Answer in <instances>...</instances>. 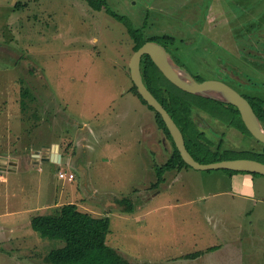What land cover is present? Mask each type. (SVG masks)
<instances>
[{"label": "rangeland", "instance_id": "374dc122", "mask_svg": "<svg viewBox=\"0 0 264 264\" xmlns=\"http://www.w3.org/2000/svg\"><path fill=\"white\" fill-rule=\"evenodd\" d=\"M106 1L98 11L88 0H0V264H50L65 243L41 238L31 221L66 203L108 216L107 244L132 264H264V176L188 168L150 187L152 161L168 158L171 143L132 91L124 23L174 38L168 49L194 76L264 100V58L237 51L264 49V0ZM194 109L214 148L260 150L254 136ZM54 145L61 165L42 159Z\"/></svg>", "mask_w": 264, "mask_h": 264}, {"label": "trees", "instance_id": "16d2710c", "mask_svg": "<svg viewBox=\"0 0 264 264\" xmlns=\"http://www.w3.org/2000/svg\"><path fill=\"white\" fill-rule=\"evenodd\" d=\"M88 2L93 9L98 11L107 7L106 0H88ZM23 3L24 1L16 3L14 8L23 10L28 6V2ZM109 11L111 12V10ZM111 13L116 16L115 12L112 11ZM119 20L124 21L121 18ZM124 23L134 42V52L147 41L160 43L170 52L168 44L172 43L174 38L170 36L148 37L141 29L134 28L127 21H124ZM141 69L145 84L178 124L184 134L188 150L197 161L212 163L226 159L251 158L264 163V144H261L260 150L243 151L242 155H237L230 149H223L220 144L214 148V143L208 140L206 133L198 127L195 120L194 107L213 118L222 119L232 127L252 135L246 128L240 112L235 106L183 91L162 74L148 55L142 58ZM194 77L198 81H205L199 76ZM132 91L147 104L134 83ZM249 99L257 116L264 125V100L259 98ZM150 108L155 112L157 127L168 138L173 149L171 156L165 162L156 163L153 167L157 176L150 187L158 188L165 182L166 173L191 167L183 161L162 116L152 107ZM226 171L237 173L235 171ZM121 202L122 205L126 206L127 212L131 213L134 211L131 199L125 198ZM31 223L33 229L41 238L58 239L65 243L63 247L54 249L49 253L47 260L50 264H132L122 254L107 244L110 233L109 217L95 216L90 212L83 211L76 203L63 204L51 214L36 215L32 218ZM197 256H199L198 253L187 255L188 258L192 259Z\"/></svg>", "mask_w": 264, "mask_h": 264}, {"label": "water", "instance_id": "95a60500", "mask_svg": "<svg viewBox=\"0 0 264 264\" xmlns=\"http://www.w3.org/2000/svg\"><path fill=\"white\" fill-rule=\"evenodd\" d=\"M148 55L162 74L175 86L183 91L213 99L235 106L248 131L264 144V125L257 116L251 103L237 90L220 80L198 81L186 68L181 66L170 52L160 43L147 41L136 52L130 62V74L133 83L141 97L158 112L165 122L173 141L183 159L194 170H229L235 172L253 173L264 176V163L251 158L226 159L212 163L197 161L186 146L184 134L169 111L150 91L143 80L142 58ZM54 154L42 158L44 161L60 162L59 146L54 145ZM36 156H40L39 153Z\"/></svg>", "mask_w": 264, "mask_h": 264}, {"label": "flooded vegetation", "instance_id": "af4514ba", "mask_svg": "<svg viewBox=\"0 0 264 264\" xmlns=\"http://www.w3.org/2000/svg\"><path fill=\"white\" fill-rule=\"evenodd\" d=\"M256 40V39H255ZM257 41V40H256ZM253 44H255L254 43V41H253ZM257 44H259L258 43V41H257ZM257 44H255L256 46H257ZM239 45H241V44H238L237 45V47H239ZM240 50V51H239ZM238 50V48H237V51L238 52H240V54L241 55H243L244 53H246V55H247V58L248 59H250L252 62H254V61H256V60H258V59H263L264 58V49H259V47H257V48H250V47H242L241 49H239ZM173 56V55H172ZM174 57V56H173ZM175 59V58H174ZM176 60V59H175ZM263 73H264V71H263ZM230 74V76L231 77H235L236 76V78H238V80L240 81V82H243L241 79H240V77L238 76V75H236V74H234V73H232V72H230L229 73ZM238 81V82H239ZM224 82V81H223ZM244 83V82H243ZM231 87H233V86H231ZM235 90H237L238 92H240L237 88H235V87H233ZM250 103H251V101H250V99L249 98H251V99H253V98H257V97H252V96H250V95H246V94H243L242 92H240ZM250 96V97H249ZM252 105V104H251ZM165 144V143H164Z\"/></svg>", "mask_w": 264, "mask_h": 264}, {"label": "crops", "instance_id": "0c3cea01", "mask_svg": "<svg viewBox=\"0 0 264 264\" xmlns=\"http://www.w3.org/2000/svg\"><path fill=\"white\" fill-rule=\"evenodd\" d=\"M151 147H153V143H151ZM165 147L167 148L166 150H167V152L169 153V155L171 156V154H172V147H169V145H168V143L167 142H165ZM58 152H59V150H58ZM61 155H62V159H61V161L60 162H58V163H56V162H54V161H46V162H49V163H53V164H57V165H61L62 164V162H63V160H64V155H63V153L61 152ZM169 156V157H170ZM168 157V158H169ZM168 158H165V159H163L162 157H160V159H163V161H162V163L163 162H165ZM71 160H72V157H71ZM156 164V162L155 161H152V164H151V168H153V166ZM68 165H71V164H68ZM82 169H84L85 170V168H82ZM81 169V170H82ZM87 169V168H86ZM63 169H59V172L60 171H62ZM84 170H82V171H84ZM184 170H187V169H181V170H179V171H175V172H178L179 174L181 173V172H183ZM58 172V173H59ZM13 173V172H12ZM174 174V172L172 171V172H168V174ZM4 176L2 175V176H0V178H3ZM262 178H264V177H262ZM2 180V179H1ZM57 207H59V206H57ZM49 214H51V213H49ZM47 215V214H46Z\"/></svg>", "mask_w": 264, "mask_h": 264}, {"label": "built area", "instance_id": "2783aa9c", "mask_svg": "<svg viewBox=\"0 0 264 264\" xmlns=\"http://www.w3.org/2000/svg\"><path fill=\"white\" fill-rule=\"evenodd\" d=\"M59 178L62 180H67L69 182H73L76 178L75 173L73 172H65V171H60L59 172Z\"/></svg>", "mask_w": 264, "mask_h": 264}]
</instances>
